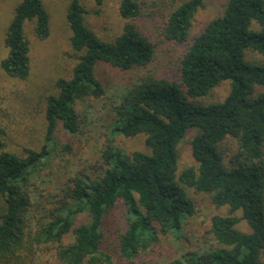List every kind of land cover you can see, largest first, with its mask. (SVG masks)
I'll return each instance as SVG.
<instances>
[{"label":"trees","instance_id":"1","mask_svg":"<svg viewBox=\"0 0 264 264\" xmlns=\"http://www.w3.org/2000/svg\"><path fill=\"white\" fill-rule=\"evenodd\" d=\"M69 1V42L77 61L44 97V143L19 152L0 139V264H28L43 251L57 264H114L104 250V227L120 201L118 258L133 261L153 250L163 253L164 264H264V62L245 58L248 48L264 55V0H226L195 35L192 21L205 0H185L172 9L161 34L178 50L183 47L177 80L146 69L159 51L144 27L128 22L114 41L103 40L86 24L82 1ZM119 12L126 19L142 17L137 0H121ZM32 19L37 37L46 38L50 21L43 0H21L7 29L1 66L20 79L30 71L25 24ZM254 20L257 30L250 28ZM99 61L131 72L130 85L98 134V158L79 164L59 187L43 193L34 175L60 150L59 123L76 133L78 106L105 93L96 73ZM227 79L231 88L223 100L204 99ZM190 128L195 163L179 171V145ZM141 134L147 152L126 151L118 142ZM189 188L231 212L210 215L207 236L194 246L183 234L197 211ZM241 220L249 230L237 226ZM163 237L185 245L166 255Z\"/></svg>","mask_w":264,"mask_h":264},{"label":"rangeland","instance_id":"2","mask_svg":"<svg viewBox=\"0 0 264 264\" xmlns=\"http://www.w3.org/2000/svg\"><path fill=\"white\" fill-rule=\"evenodd\" d=\"M21 0H0V139L5 141L9 148L22 152L25 148L38 149L44 143L45 138V100L44 97L55 91V82L59 77H69L71 70L77 61V52L69 42L70 29L67 22L69 0H43L50 21L49 35L39 39L35 33V20H29L25 24V32L29 39L30 71L26 79H20L8 75L1 66L2 60L8 54L5 43L7 29L15 13V8ZM87 13L86 24L92 28L103 40L114 41L123 31L128 22H136L150 33V37L156 44V60L151 63L149 72L157 76H165L177 80L176 60L180 55L172 43L162 39V26L169 12L185 0H137L141 4L142 17L138 21L131 18H123L119 12L121 0H106L102 5H97L94 0H81ZM226 0H205L204 5L196 12L190 34L200 32L206 22L219 14ZM251 29L257 30L260 24L252 21ZM185 49V46H184ZM245 58L248 61L264 62V55L252 49H245ZM96 73L105 87V93L95 99L91 98L87 104L79 105V126L76 133H69L63 129L61 122L56 130L59 141L58 152L52 156L49 165L34 175L36 183L42 192H49L59 187L68 174L76 171L79 164L88 163L98 158V150L101 140L98 134L105 127L106 116L113 115L114 105L121 98V94L128 87L131 72L120 71L108 64L99 61L96 65ZM145 71V70H143ZM180 79V78H179ZM116 86V87H113ZM117 88V89H116ZM231 80L227 79L204 99L209 102L223 100L229 93ZM261 88L260 90H263ZM117 90V91H116ZM190 128L187 137L179 145V171L188 165L195 163L192 155L190 139L193 135ZM118 142L126 151L137 149L147 152L144 143V135L136 138L118 137ZM68 143L69 150L62 151V146ZM230 148L233 143H227ZM193 197L197 211L189 217L184 224L183 234L191 239L190 245L196 244L202 237L207 236L209 229V217L212 214H230L228 206L216 207L209 197L188 189ZM124 206L120 201L106 219L104 227V250L110 252L114 258V264H164L163 253L153 250L145 252L133 261H125L118 258L115 253L117 248V232L123 222ZM240 215V212H235ZM83 217L79 218L81 221ZM242 230H249L246 220H241L238 225ZM68 237L66 240H70ZM160 244L166 255H172L176 248L185 245L174 237L161 238ZM28 264H57L49 252L43 251L35 254Z\"/></svg>","mask_w":264,"mask_h":264}]
</instances>
